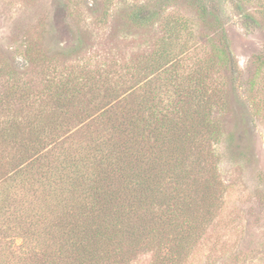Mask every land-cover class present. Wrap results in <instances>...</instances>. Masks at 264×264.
<instances>
[{
    "label": "trees",
    "instance_id": "16d2710c",
    "mask_svg": "<svg viewBox=\"0 0 264 264\" xmlns=\"http://www.w3.org/2000/svg\"><path fill=\"white\" fill-rule=\"evenodd\" d=\"M177 1L132 8V21H161L165 37L149 76L91 96L101 106L83 107V77L61 76L48 92L18 88L28 112L0 128V264H132L141 254L149 264H187L217 220L228 191L222 156H201L224 136L209 79L223 67L235 82L240 68L222 26L211 55L187 64L196 34L189 18L167 12ZM217 1L196 0L200 20L221 22ZM224 1L247 28L260 23L245 5L264 0ZM256 60L263 69L264 53ZM108 79L106 88L127 84Z\"/></svg>",
    "mask_w": 264,
    "mask_h": 264
},
{
    "label": "rangeland",
    "instance_id": "374dc122",
    "mask_svg": "<svg viewBox=\"0 0 264 264\" xmlns=\"http://www.w3.org/2000/svg\"><path fill=\"white\" fill-rule=\"evenodd\" d=\"M156 1L0 0V128L10 115L28 112L18 88L48 92L61 76L83 77L88 82L83 107L97 108L101 103L90 104L91 96L123 92L145 80L149 74L144 67L165 31L161 21L140 25L129 14L135 6ZM195 2L180 0L167 9L194 26L187 64L194 67L211 55L215 30L222 26L240 71L235 82L223 67L210 73L216 90L212 115L224 136L216 152L201 156H222L228 195L187 264H264V183L258 184V172L264 170V68L256 60L264 53V8L255 1L245 5L260 22L247 28L233 3L215 2L221 22L213 25L199 19ZM106 78L113 86L114 81L127 84L106 88ZM230 156L246 157L234 162ZM150 261V254H141L132 264Z\"/></svg>",
    "mask_w": 264,
    "mask_h": 264
}]
</instances>
